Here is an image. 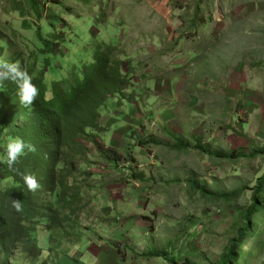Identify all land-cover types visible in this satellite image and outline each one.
Here are the masks:
<instances>
[{
    "label": "rangeland",
    "instance_id": "rangeland-1",
    "mask_svg": "<svg viewBox=\"0 0 264 264\" xmlns=\"http://www.w3.org/2000/svg\"><path fill=\"white\" fill-rule=\"evenodd\" d=\"M96 43L117 48L126 100L82 164L81 239L43 232L46 263L106 264L107 187V264H264V219L240 235L264 176V0H0V61L32 77H68Z\"/></svg>",
    "mask_w": 264,
    "mask_h": 264
},
{
    "label": "trees",
    "instance_id": "trees-1",
    "mask_svg": "<svg viewBox=\"0 0 264 264\" xmlns=\"http://www.w3.org/2000/svg\"><path fill=\"white\" fill-rule=\"evenodd\" d=\"M33 12L38 15V8ZM39 41L46 46L41 37ZM92 51L91 62L78 70L81 74L75 71L51 85L45 78L46 66L40 75L32 77L38 96L29 107L20 105L14 83L0 81V155L11 136L34 145L35 151L23 156L17 167L21 173L34 174L40 185L36 191H28L20 176L0 164V264H16L17 260L20 264H47L40 239L43 232L52 247L63 245L56 239L58 233L69 242L73 237L81 239L77 229L87 208L85 189L90 185L86 186V180L91 176L88 166L83 168L82 164L91 146H98L102 109L112 99L122 105L128 85L115 46L96 43ZM190 148L224 157L198 144ZM258 183L250 208L242 214L240 235L244 238H256L258 222L264 219V176ZM188 185L197 189L194 184ZM198 190L203 192L202 188ZM13 199L20 202L19 211L13 208ZM234 256L227 253L224 264H232Z\"/></svg>",
    "mask_w": 264,
    "mask_h": 264
},
{
    "label": "clouds",
    "instance_id": "clouds-1",
    "mask_svg": "<svg viewBox=\"0 0 264 264\" xmlns=\"http://www.w3.org/2000/svg\"><path fill=\"white\" fill-rule=\"evenodd\" d=\"M11 81L17 89L20 105L29 107L38 96V88L32 82V76L21 66L19 62L0 61V81ZM35 146L25 141L20 136H11L6 139L3 146V154L0 155V164L6 165L9 171L20 176L24 186L30 192L39 188L37 177L34 174L21 173L17 167L20 160L28 152H34ZM12 206L17 211L21 204L18 200H12Z\"/></svg>",
    "mask_w": 264,
    "mask_h": 264
}]
</instances>
